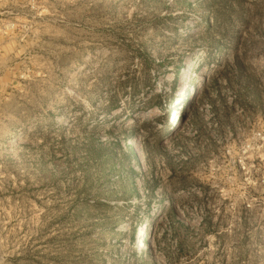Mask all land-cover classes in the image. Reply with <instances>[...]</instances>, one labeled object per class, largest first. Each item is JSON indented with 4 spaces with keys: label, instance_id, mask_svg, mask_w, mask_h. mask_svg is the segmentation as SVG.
I'll list each match as a JSON object with an SVG mask.
<instances>
[{
    "label": "rangeland",
    "instance_id": "1",
    "mask_svg": "<svg viewBox=\"0 0 264 264\" xmlns=\"http://www.w3.org/2000/svg\"><path fill=\"white\" fill-rule=\"evenodd\" d=\"M0 264H264V0H0Z\"/></svg>",
    "mask_w": 264,
    "mask_h": 264
},
{
    "label": "bare ground",
    "instance_id": "2",
    "mask_svg": "<svg viewBox=\"0 0 264 264\" xmlns=\"http://www.w3.org/2000/svg\"><path fill=\"white\" fill-rule=\"evenodd\" d=\"M183 74H185V71H183Z\"/></svg>",
    "mask_w": 264,
    "mask_h": 264
}]
</instances>
